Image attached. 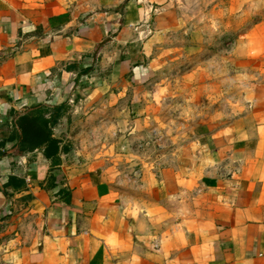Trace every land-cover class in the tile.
I'll return each mask as SVG.
<instances>
[{
  "label": "clouds",
  "instance_id": "1",
  "mask_svg": "<svg viewBox=\"0 0 264 264\" xmlns=\"http://www.w3.org/2000/svg\"><path fill=\"white\" fill-rule=\"evenodd\" d=\"M101 252L264 264V0H0V264Z\"/></svg>",
  "mask_w": 264,
  "mask_h": 264
},
{
  "label": "crops",
  "instance_id": "2",
  "mask_svg": "<svg viewBox=\"0 0 264 264\" xmlns=\"http://www.w3.org/2000/svg\"><path fill=\"white\" fill-rule=\"evenodd\" d=\"M67 19H68L67 16H52L50 19V23H52L53 26H55V25L62 24L64 22H66ZM14 183H16L17 185H22V182L14 181ZM206 183H208L212 186H215V184H216L215 181H206ZM100 190H101V192L107 191L105 186H100ZM255 195L259 196V193H256ZM27 199H30V197ZM92 264H103V253L102 252L97 255V257L92 261Z\"/></svg>",
  "mask_w": 264,
  "mask_h": 264
},
{
  "label": "trees",
  "instance_id": "3",
  "mask_svg": "<svg viewBox=\"0 0 264 264\" xmlns=\"http://www.w3.org/2000/svg\"><path fill=\"white\" fill-rule=\"evenodd\" d=\"M26 133H32V134L37 135V136L40 135V133H39L38 131H34V130H32V129L30 128V126H29L28 128H26ZM51 151H53V152L55 151V144H54V142H53V146H52Z\"/></svg>",
  "mask_w": 264,
  "mask_h": 264
}]
</instances>
